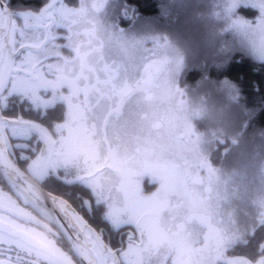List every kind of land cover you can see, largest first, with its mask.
Listing matches in <instances>:
<instances>
[{"label":"flooded vegetation","instance_id":"flooded-vegetation-1","mask_svg":"<svg viewBox=\"0 0 264 264\" xmlns=\"http://www.w3.org/2000/svg\"><path fill=\"white\" fill-rule=\"evenodd\" d=\"M48 5L0 34V263L264 264V187L231 175L251 139L192 120L174 64L142 83L127 1Z\"/></svg>","mask_w":264,"mask_h":264},{"label":"rangeland","instance_id":"rangeland-1","mask_svg":"<svg viewBox=\"0 0 264 264\" xmlns=\"http://www.w3.org/2000/svg\"><path fill=\"white\" fill-rule=\"evenodd\" d=\"M174 3L179 2L181 9L180 25L176 30H172V35L165 32H152L141 31L137 25V33L140 35L138 47H145L146 44L151 45L152 41H157L160 47L173 50L179 59V68L176 70V79H183L184 76L192 69H197L195 64H190V59L193 61L210 59L213 62L217 57L226 60L230 57L232 51H235L237 46L243 48L255 60L264 62V0H174ZM241 8H249L256 11V14L251 16L247 13L241 12ZM137 47V48H138ZM204 60V61H206ZM197 64V65H196ZM189 70V71H187ZM183 76V77H182ZM227 85V84H226ZM217 93L216 96H222L227 101L236 100L235 89L233 87H225ZM191 91L190 97L193 98ZM204 99V97H203ZM224 99V100H225ZM213 101V100H212ZM185 102V99L183 100ZM193 103V101L191 100ZM194 110L190 109V117L192 120H201L215 127H219V131L234 132L244 134L245 123L242 119H235L232 116L238 117V113L234 108L225 112H214L216 117L212 116L214 106L208 107L206 98L201 106H196L194 103ZM222 111L224 110L223 107ZM204 116L201 117L200 115ZM225 113V114H224ZM184 116V114H183ZM193 117V118H192ZM200 117V118H199ZM240 117V116H239ZM177 122H183V117H176ZM222 118V120H220ZM225 119V120H224ZM242 137L239 142V147L243 148L248 146L252 149V157L250 164L254 167L247 169L249 162L241 163L244 157L250 156L249 149H244L243 153L238 154L237 151L235 160L238 161L240 167H236L231 175L241 176H254L256 177L254 187L256 185L264 187V158L259 157L254 153L259 151L258 141L261 139L253 140L255 144ZM254 153V154H253ZM259 153V152H258ZM243 154V155H242ZM256 155V156H255ZM238 157V158H237ZM248 159V158H247ZM246 160V159H245ZM247 160V161H249ZM237 170L239 171L237 173Z\"/></svg>","mask_w":264,"mask_h":264},{"label":"trees","instance_id":"trees-1","mask_svg":"<svg viewBox=\"0 0 264 264\" xmlns=\"http://www.w3.org/2000/svg\"><path fill=\"white\" fill-rule=\"evenodd\" d=\"M125 1L131 4L138 14L137 20L143 31L151 30L154 33L165 32L172 35V30H176L175 28H178L182 21L179 2L174 3V0ZM240 10L251 16L256 14L253 9L241 8ZM221 57L226 56L221 55L213 62H211L213 58L196 61L190 59L191 65L195 64L194 62H199L198 65L196 64L197 69H192L187 78L192 85V92L195 93L192 101L194 105L201 106L206 98L208 107L214 106L212 113H222L234 108L238 113L236 120L242 119L245 123L244 134L251 139L250 142L255 144L253 140H262L258 141L257 145L259 153L257 151L254 153L264 158V62L255 60L238 46L226 60ZM223 86L235 89L236 100L227 101L223 95V97L216 96L220 89L224 88ZM221 107H225L223 111ZM248 146L242 147L239 152L243 153V150L247 148L250 151V156L244 157V160L239 164L249 162L247 169H252L254 166L250 164L249 159L254 160L253 150ZM243 154V156L246 155V153Z\"/></svg>","mask_w":264,"mask_h":264},{"label":"snow or ice","instance_id":"snow-or-ice-1","mask_svg":"<svg viewBox=\"0 0 264 264\" xmlns=\"http://www.w3.org/2000/svg\"><path fill=\"white\" fill-rule=\"evenodd\" d=\"M48 6V0H36L35 7L32 0H0V34L10 31L15 42L19 26L20 35L24 38L42 35L43 30L50 27L51 17L46 11Z\"/></svg>","mask_w":264,"mask_h":264},{"label":"water","instance_id":"water-1","mask_svg":"<svg viewBox=\"0 0 264 264\" xmlns=\"http://www.w3.org/2000/svg\"><path fill=\"white\" fill-rule=\"evenodd\" d=\"M5 33H6V30H5ZM143 50L144 51L146 50L145 47H143ZM158 51H159L158 52V58H157L158 61L148 60L146 62L145 61L143 62V66L145 68H144V75H143L142 83H144V85L151 84L157 78L158 74L161 71V67L163 65L174 64L175 70H177V68H179V59L173 50H170V49L164 48V47H160L158 45ZM175 73H176V71H175ZM0 225H2V224L0 223ZM26 238L35 240L34 238H31L27 235H26ZM26 238L23 237V239L27 240ZM0 264H2V263H0Z\"/></svg>","mask_w":264,"mask_h":264}]
</instances>
